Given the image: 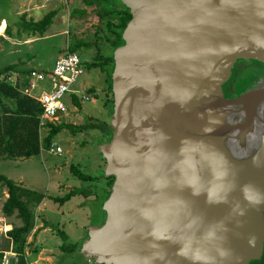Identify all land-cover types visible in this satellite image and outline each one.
<instances>
[{"label":"water","instance_id":"1","mask_svg":"<svg viewBox=\"0 0 264 264\" xmlns=\"http://www.w3.org/2000/svg\"><path fill=\"white\" fill-rule=\"evenodd\" d=\"M118 1L131 18L113 52L112 136L99 145L113 182L79 251L96 264L259 259L264 136L231 151L242 99L222 91L236 61L264 63V0Z\"/></svg>","mask_w":264,"mask_h":264},{"label":"rangeland","instance_id":"2","mask_svg":"<svg viewBox=\"0 0 264 264\" xmlns=\"http://www.w3.org/2000/svg\"><path fill=\"white\" fill-rule=\"evenodd\" d=\"M116 5L120 6L118 3ZM74 9H86L90 14L83 18H72L70 14ZM51 10H56L57 14L42 37L28 36L20 26L22 20L38 21ZM90 10L80 0H0V69L16 65V70L20 71L49 70L69 47L72 38L99 42L102 44V51L110 55L109 47L104 46L102 40L95 36L98 20ZM7 30L9 34L6 33ZM77 55L85 64L92 61L96 50L91 48L79 51ZM5 77L9 84L15 85L22 75L14 70ZM2 78L4 77L0 79ZM75 88L80 94H87L90 100L79 102L80 107H76L66 96L64 103L68 109L67 117L57 125L72 124L86 129L73 133L64 128L53 138V142L62 149L60 156L41 152L27 159H0L1 175L46 196L38 207L31 208L34 227L26 237L22 251L5 238L0 239L2 249L10 248L16 254L15 264H96L92 259L88 262L79 250L62 252L59 248L62 240L51 232L52 229L63 230L69 243L81 244L87 238L89 226L102 224L100 202L104 198L103 177L98 178L100 180L96 183L82 182L71 174L69 167L74 165L89 175L101 174L98 165L105 166V161L100 158L97 133L94 128L87 126L103 121L110 125L111 116L104 107V102L111 98V93L108 91L106 75L98 69L85 68ZM89 89H94V93H88ZM22 90L23 88L20 89L21 92ZM45 134L43 132L42 137ZM99 158L102 164L99 163ZM106 184L107 182L105 187ZM84 188L91 191L89 195H76L63 205L48 198L62 197L69 190ZM6 198V188L0 184V218H4L5 224L12 229L22 222L16 214L8 217L3 215L1 207ZM47 222L49 230L45 229L44 224Z\"/></svg>","mask_w":264,"mask_h":264},{"label":"trees","instance_id":"3","mask_svg":"<svg viewBox=\"0 0 264 264\" xmlns=\"http://www.w3.org/2000/svg\"><path fill=\"white\" fill-rule=\"evenodd\" d=\"M86 7H90L92 13L97 16L96 24V38L102 40L103 45L109 47L111 54H105L102 50V44L99 42H86L84 40L71 39L68 47L69 52L77 53L79 51H87L95 48L96 55L91 62L84 65L86 69H98L101 73L106 75V83L108 91L111 92V74L113 70V52L123 44L122 32L131 18L129 10H127L118 0H80ZM116 3L120 6L117 7ZM57 11L51 10L46 13L38 21H25L22 20L20 26L24 29L28 36L38 35L42 37L46 30L51 26L53 18L56 16ZM90 12L86 9H74L70 16L72 18L86 17ZM9 34L8 30L6 31ZM16 65H8L0 69V159H27L32 156L40 154V143L38 133V116L40 108L38 103L31 98L23 95L20 89L26 86L25 77L29 74L30 70L20 71L16 70ZM16 71L22 75L20 80H16L15 85H11L6 81V74L8 72ZM88 93H94V89H89ZM95 97V96H94ZM73 104L80 107L79 101L73 97ZM112 94L109 100L104 102V107L108 109L109 116L112 115ZM94 128L101 132L103 138L100 140L101 144L110 141L112 136V127L106 122H95L88 125L87 128ZM64 128L69 129L73 133L85 130L84 127L75 126L72 124H60L57 126L49 125L46 136L43 140L42 147L47 149L53 142V138ZM100 154V153H99ZM101 155V154H100ZM69 170L73 176L82 182H96L98 178H102L103 172L100 175H89L83 173L78 167L71 165ZM106 188L103 189L104 198L100 202V210L102 211L103 202L109 196V189L112 185L113 179H106ZM0 184L6 188L7 198L4 200L1 212L5 216L16 214L21 220L22 224L13 227L8 233L7 237L12 244L14 243L20 251L25 243L26 237L30 234L34 227V215L31 208L37 207L43 199L46 198L45 194L29 190L22 187L20 184L0 174ZM89 189H72L69 190L62 197H48L54 203L60 205L68 202L72 197L79 194H90ZM104 215V212H103ZM103 222V220H102ZM48 227L49 224L45 223ZM62 240L59 247L62 252L72 253L79 250L81 244L69 243L67 234L60 229H52ZM1 258V254H0Z\"/></svg>","mask_w":264,"mask_h":264},{"label":"built area","instance_id":"4","mask_svg":"<svg viewBox=\"0 0 264 264\" xmlns=\"http://www.w3.org/2000/svg\"><path fill=\"white\" fill-rule=\"evenodd\" d=\"M84 71V65L77 53L69 52L67 47L49 70H31L25 77L26 86L21 93L37 102L40 108L38 116L40 153L61 155L62 149L54 142L47 149H43L42 143L45 137H42V134L47 132L49 125L56 126L60 119L67 115L68 109L64 103L66 96L71 104H73V97H76L79 102L89 100L87 94H80L75 88ZM10 230L11 227L5 224L4 218H0V239L8 240L7 233ZM0 254V264H11L12 262L15 264L17 261V256L11 249L4 250L0 246ZM87 261L90 262L91 259Z\"/></svg>","mask_w":264,"mask_h":264},{"label":"flooded vegetation","instance_id":"5","mask_svg":"<svg viewBox=\"0 0 264 264\" xmlns=\"http://www.w3.org/2000/svg\"><path fill=\"white\" fill-rule=\"evenodd\" d=\"M257 90H264V63L254 60L236 61L222 91L231 101L242 99L241 103L230 111L231 117L229 116L235 124L231 128L232 133L227 137L228 145L236 155H240L241 151H234V142L240 146L243 144L246 148L243 152L246 150L249 153L264 136V97L256 94ZM248 264H264V244L259 259H252Z\"/></svg>","mask_w":264,"mask_h":264},{"label":"crops","instance_id":"6","mask_svg":"<svg viewBox=\"0 0 264 264\" xmlns=\"http://www.w3.org/2000/svg\"><path fill=\"white\" fill-rule=\"evenodd\" d=\"M2 20L5 21L4 19H2ZM89 100H90V99H89ZM73 105H74V104H73ZM74 110H75V108H74ZM71 111H72V110H71ZM66 117H67V115L63 116V117L60 119V121H61L62 119H64V118H66ZM60 121H59V123H60ZM103 122H105V121H103ZM107 124H108V123H107ZM95 132L97 133V140H98V142H99L98 145H100V144H101V143H100V140L103 138V136H102L101 132H99V131H97V130H95ZM100 158L102 159V156H101ZM100 158H99V163L102 164ZM97 162H98V161H97ZM98 167H99V169L101 170V172H103L104 167H105L104 164H103V166H100V164H99ZM103 179H104V184H103V186H102V189L106 188V187H105L106 178L103 177ZM99 180H100V179H98L96 182H98ZM96 182H93V183H96ZM51 197H52V196H51ZM74 197H75V196H74ZM72 198H73V197H72ZM72 198H71V199H72ZM71 199H70V200H71ZM70 200H69V201H70ZM43 201H44V199H43ZM69 201H68V202H69ZM41 203H42V202H41ZM41 203H40V204H41ZM66 203H67V202H66ZM40 204H39V205H40ZM39 205H38V206H39ZM38 206H37V207H38ZM103 219H104V215L101 217V221H102ZM47 223H48V222H47ZM44 225H45V224H44ZM45 229H48V227L45 226ZM48 230H49V229H48ZM51 232H52V231H51ZM52 233H53V232H52ZM8 241H10V240L8 239ZM10 243L12 244V241H10ZM9 249H10V248H9ZM11 250H12V249H11Z\"/></svg>","mask_w":264,"mask_h":264},{"label":"bare ground","instance_id":"7","mask_svg":"<svg viewBox=\"0 0 264 264\" xmlns=\"http://www.w3.org/2000/svg\"><path fill=\"white\" fill-rule=\"evenodd\" d=\"M248 96H249V94H248Z\"/></svg>","mask_w":264,"mask_h":264}]
</instances>
